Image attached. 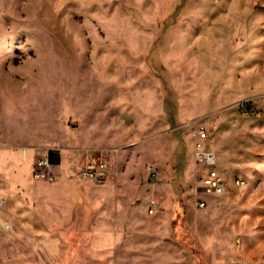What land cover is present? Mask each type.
Returning a JSON list of instances; mask_svg holds the SVG:
<instances>
[{"label":"rangeland","instance_id":"1","mask_svg":"<svg viewBox=\"0 0 264 264\" xmlns=\"http://www.w3.org/2000/svg\"><path fill=\"white\" fill-rule=\"evenodd\" d=\"M122 96L142 113L79 114ZM169 100L184 134L169 133ZM201 126L231 187L204 209L188 187ZM0 134V264H74L84 219L123 217L116 204L148 207V194L158 217L185 221L154 264H231L236 236L254 233L262 253L249 240L245 256L264 262V0H0ZM33 138L64 153L58 180L8 148ZM83 144L105 152L104 179L79 176Z\"/></svg>","mask_w":264,"mask_h":264},{"label":"crops","instance_id":"2","mask_svg":"<svg viewBox=\"0 0 264 264\" xmlns=\"http://www.w3.org/2000/svg\"><path fill=\"white\" fill-rule=\"evenodd\" d=\"M106 97L108 98L107 90ZM89 98L91 99L93 97L90 96ZM121 99V108L119 109L116 107L107 108L106 110L94 108V112H91L92 107H89L85 112H81L79 110V114L82 113L83 115L90 116V118H92V114L128 115L142 113L139 104L136 103L135 106H131L129 103V97L122 96ZM169 102H171L173 106L169 105V108H166L167 110L163 111L164 114L170 115V117L166 119V125L170 127L168 129L170 130L169 133L175 136L177 132L181 131L184 134V127L188 124L178 115L175 109L174 101L169 100ZM7 106L8 111L11 114L12 107L15 106V104L9 101ZM147 109L148 113L154 116L161 114L160 110L155 109L154 104L152 106H148ZM43 127L45 130H53L56 129V124L51 120H47V123L43 124ZM36 128H39V126L33 129ZM1 141L0 134V151ZM188 141L191 146V151L193 152L192 162H194L193 169L195 170L197 168L194 157L195 140L193 141L189 138ZM91 147L92 146L89 144H83L81 146L76 145L77 149L85 148L90 152L96 149ZM8 148L13 150L16 158H21L26 161L33 157L35 153L39 154L37 157L41 155H48L52 165L59 172V178L61 177V164L64 153L54 149L53 146L38 144L33 138L31 142L24 145H22V143L20 145L11 143L8 145ZM37 157L34 159V162ZM53 157L54 160L52 159ZM86 160L87 158L84 161L86 162ZM153 164L156 165L155 163ZM108 169L109 160L105 176L99 179H104L108 175ZM154 169L158 170L157 168ZM158 172L160 176V171L158 170ZM177 173H179V167L176 171L174 170L171 172L172 177L177 176ZM96 193L97 192L92 193V195H96ZM76 194H80L78 188H76ZM146 197L149 205L148 207L141 203L116 204L115 207L117 210L126 212L123 217L112 215L108 218H97L94 215L92 217L89 216L88 219H84L82 226L83 229H74L71 234V242L73 244L72 249L75 256L74 264H154L150 260L160 258L164 249L167 247L170 249L171 245L175 246L173 240L176 239L180 228L185 226V221H183V219L174 220L172 218L158 217L160 206L155 196L148 194ZM151 208L154 209L153 212L150 211ZM96 209L97 204L90 202L88 210L96 211ZM77 220L78 219L76 218L75 223ZM181 232H184L185 234L187 233L184 230ZM238 238L240 239L239 244L237 243ZM249 240L253 241V249L258 251L259 255H261L263 242L258 234L254 233L252 235L245 236L244 244L243 237L237 235L235 238V246L236 248H239V250L235 251V253L229 257L231 264H264L263 259L261 258L245 256L248 253L245 247L246 241ZM171 257L175 259L177 256L174 254Z\"/></svg>","mask_w":264,"mask_h":264},{"label":"built area","instance_id":"3","mask_svg":"<svg viewBox=\"0 0 264 264\" xmlns=\"http://www.w3.org/2000/svg\"><path fill=\"white\" fill-rule=\"evenodd\" d=\"M208 131L201 126L194 144V157L196 162V172L188 187L193 194V203L198 208H207L209 205L206 196H219L227 193L231 187H228V180L221 174L218 153L208 147ZM108 167V160L102 150H93L87 156L84 165L79 169V176L86 179H99L105 176ZM33 176L37 179L56 181L59 178V172L52 165L48 155L37 157L33 166ZM152 178L157 179L159 172L156 169L151 170ZM246 184L243 177L235 178V187L241 188ZM153 208L150 209L153 212ZM11 225L8 224L7 228ZM240 243V239H237Z\"/></svg>","mask_w":264,"mask_h":264},{"label":"bare ground","instance_id":"4","mask_svg":"<svg viewBox=\"0 0 264 264\" xmlns=\"http://www.w3.org/2000/svg\"><path fill=\"white\" fill-rule=\"evenodd\" d=\"M7 225H8V224H7ZM7 225H6V226H7Z\"/></svg>","mask_w":264,"mask_h":264}]
</instances>
